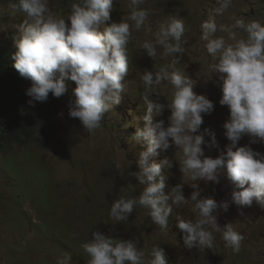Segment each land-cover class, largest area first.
<instances>
[{"label":"clouds","instance_id":"1","mask_svg":"<svg viewBox=\"0 0 264 264\" xmlns=\"http://www.w3.org/2000/svg\"><path fill=\"white\" fill-rule=\"evenodd\" d=\"M145 2L130 0L127 19L116 22L111 16L114 0H75L67 18L52 11L51 0H9L8 8L26 17L18 26L13 67L21 78L31 82L25 94L32 106L47 102L50 93L55 98L62 97L68 91L66 81L75 82V100L69 102L68 116L78 119L83 130L92 133L102 127L104 115L115 111L128 91L125 77L133 29L139 31L143 27L153 34L154 38L144 40L140 48L153 60L158 47L162 48L160 56L171 60L158 70L145 69L139 76L144 85L146 112L135 118L137 127L131 139L138 144L146 143V150L139 153V171L130 175L146 186L139 197L121 196L113 201L110 219L128 221L139 205L149 210L152 222L164 231L169 227L173 205L191 202L198 213L195 221L177 217L184 246L189 250L210 249L215 241L214 232L222 231L226 246L238 253L245 236L236 230L234 223L221 227L218 217L220 210L227 212L231 204L243 209L255 201L264 207V153L250 146H237L244 134L264 142V24L240 18L233 25L218 26L215 16L227 11L232 0H216L214 14L201 24L206 51L217 60L211 66L213 72L222 74L219 103L230 112L223 124L230 143L218 157L212 158L205 155L204 146L219 149L216 133L210 128L201 130V126L204 115L212 114L214 103L197 94L193 79L177 67L187 43L185 19L179 14L169 15L157 23L153 33L148 24L150 10L142 7ZM238 30L246 35H238ZM218 31L227 33V38L217 36ZM162 82L172 86L167 105L159 102V96L152 98ZM166 107L171 111L167 126L163 119H155ZM140 120L143 127L139 126ZM206 136L210 142H206ZM173 145L178 149L175 156L183 183L165 194L168 179L165 172L174 163L167 156L159 162L153 157ZM222 176L233 185L231 201L202 197L197 181L219 184ZM185 178L192 182L188 185L193 189L187 199L183 191ZM138 245V239H117L97 230L81 248L88 256L87 264H146L145 251ZM151 257L147 264H168L165 249L160 246L152 249ZM70 259L65 256L58 264H69Z\"/></svg>","mask_w":264,"mask_h":264},{"label":"rangeland","instance_id":"2","mask_svg":"<svg viewBox=\"0 0 264 264\" xmlns=\"http://www.w3.org/2000/svg\"><path fill=\"white\" fill-rule=\"evenodd\" d=\"M8 2L0 0V43L11 35L15 40L19 35L18 26L26 19L22 13L11 11ZM73 2L75 0H51L50 8L67 18ZM217 6L216 0H146L142 6L150 10L148 24L153 33L157 23L169 15L179 14L185 19L184 39L187 43L177 67L193 79L197 94L205 95L214 103L212 114L204 115L201 126V130L210 128L216 133L219 149L209 148L207 144L204 146L205 155L212 158L218 157L230 143L223 128L230 112L227 106L219 103L222 74L213 72L211 66L217 60L207 53L206 42L201 39V24L214 14L213 9ZM130 11V0H114L112 19L116 22L122 18L126 20ZM240 18L264 24V0H232L227 11L215 16L218 26L233 25ZM216 35L227 38L225 32L218 31ZM238 35L245 36L246 33L238 30ZM153 38V34L147 33L143 27L139 31L133 29V38L128 45L130 65L125 77L128 91L115 111L104 115L100 129L89 133L83 130L78 119L69 118L68 105L75 100L73 89L76 85L66 81L68 91L63 95L66 104L61 113V129L51 144L46 148L32 146L26 150H15L18 153L8 156L0 153V264H58L65 256L58 249H53L61 234L63 243L75 239L73 247L78 257H71L69 264H87V254L83 251L79 255L78 248L82 249L81 244L91 239L92 232L97 230L117 239H138V247L145 251L146 264L152 258V249L157 246L165 249L168 264H264V207L255 201L251 207L239 209L231 204L227 212L220 210V226L234 223L236 230L245 236L238 253L226 246L222 231L214 232L212 248L190 250L184 246L180 230L173 228L169 231L175 217L195 221L198 213L193 210L191 202L173 205L169 227L164 231L152 222L149 210L139 205L128 221L110 219L113 201L121 196L139 197L146 186L130 175L139 171V153L146 150V143L138 144L131 139L137 127L135 118L146 112V108L142 111L135 107L137 102H144L143 96L136 98L135 94L144 91L139 76L145 69L158 70L171 60V57L160 56L162 48L158 47L154 60L140 48L144 40ZM171 91L172 86L162 82L152 98L159 96V102L167 105ZM170 115L171 111L166 107L163 114L155 119H163L167 126ZM139 126H144L142 120ZM254 139L257 142L253 143ZM205 140L210 142V137L206 136ZM237 146H250L254 151L264 153V142L249 134H244ZM177 151L173 145L167 152L153 157L159 162L167 156L174 163L165 172L168 176L165 194L171 187L183 183L179 160L175 156ZM185 182L183 191L187 199L193 189L188 185L192 183L190 180L185 178ZM197 183L202 197L215 198L218 202L231 201L233 185L226 177H220L219 184ZM47 231L51 232L49 238Z\"/></svg>","mask_w":264,"mask_h":264},{"label":"trees","instance_id":"3","mask_svg":"<svg viewBox=\"0 0 264 264\" xmlns=\"http://www.w3.org/2000/svg\"><path fill=\"white\" fill-rule=\"evenodd\" d=\"M16 50L13 35L0 43V153L5 156L18 153L15 150H26L32 146L39 147V149L48 147L61 129V113L66 104L64 96L55 98L51 93L47 102H36L35 106L28 104L30 97L25 93L26 89L31 86V82L21 78L13 67L12 57ZM143 92L139 91L135 97L143 96ZM136 106L142 111L146 108L144 102H137ZM30 222L34 224L31 219ZM177 224L178 220L175 217L169 231L173 228L178 231ZM47 233V238L51 237V232L47 231ZM64 236L65 239L68 238L66 232ZM62 238L61 234L53 250L58 249L64 256L77 258L78 253L73 247L75 239L71 238L63 243ZM47 242L46 240L45 245ZM78 249L81 255L83 250ZM177 260L179 261V258Z\"/></svg>","mask_w":264,"mask_h":264}]
</instances>
